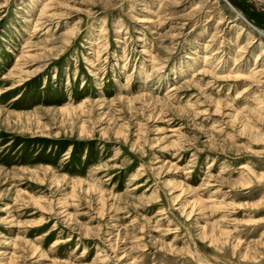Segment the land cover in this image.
I'll return each mask as SVG.
<instances>
[{
  "label": "rangeland",
  "instance_id": "obj_1",
  "mask_svg": "<svg viewBox=\"0 0 264 264\" xmlns=\"http://www.w3.org/2000/svg\"><path fill=\"white\" fill-rule=\"evenodd\" d=\"M0 264H264V4L0 0Z\"/></svg>",
  "mask_w": 264,
  "mask_h": 264
},
{
  "label": "bare ground",
  "instance_id": "obj_2",
  "mask_svg": "<svg viewBox=\"0 0 264 264\" xmlns=\"http://www.w3.org/2000/svg\"><path fill=\"white\" fill-rule=\"evenodd\" d=\"M258 1H261L263 4H264V0H258ZM236 16H238L237 14H236ZM40 73V72H39ZM36 75H38V74H36ZM35 76V75H34Z\"/></svg>",
  "mask_w": 264,
  "mask_h": 264
}]
</instances>
